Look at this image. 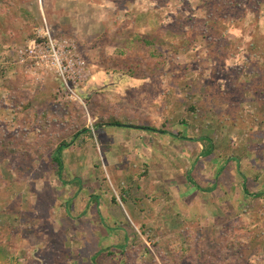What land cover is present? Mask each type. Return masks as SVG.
<instances>
[{
  "label": "rangeland",
  "instance_id": "obj_1",
  "mask_svg": "<svg viewBox=\"0 0 264 264\" xmlns=\"http://www.w3.org/2000/svg\"><path fill=\"white\" fill-rule=\"evenodd\" d=\"M132 1L100 0L93 10L74 0H0V42L9 43L0 51V65L10 66L6 84L17 85L13 95L0 88V125L4 140L30 152L21 156L0 149V264H92L101 255L107 264H190L185 258L176 262L168 253L186 246L183 239L189 231L201 235L200 249L207 257H217L218 264H240L235 258L240 252L245 253V263L264 264V149L261 157L253 150L255 142L264 144V137L251 135L258 125L251 123V115L258 108L264 111V61L257 53L264 52V0H238L241 6L226 15L225 24L219 21L224 9H216L212 0ZM120 4L130 7L133 15ZM94 14L104 22L101 30L110 26L124 36L110 39L103 32L91 39L93 47L106 48L90 65L84 55L85 37L80 36L90 34ZM46 30L69 40L83 62L86 77L73 85L83 104L67 97L54 71L28 59L18 62L17 50L37 38V31ZM159 35L163 40L152 51L149 44ZM90 77L97 86L87 91L84 84ZM250 87L260 91L261 100ZM19 99L41 114L55 111L59 116L62 102L82 108L87 133L65 138L69 144L61 154L62 180L50 156L59 142L54 133L67 123L62 127L52 121L51 129L43 132L38 126L30 128L31 117L15 121L12 109ZM192 105L198 111L195 120L188 110ZM128 121L149 125L162 135L157 143L143 146L139 160V150L132 145L111 141L113 132H124L122 125ZM40 135L45 136L44 147H50L37 152ZM204 135L211 139L212 157L223 158L208 162L202 157L203 163L197 164L200 151L194 146L203 148L197 138ZM181 136L182 141L197 142L177 140ZM224 158L230 165L221 176L219 201L216 192L199 199L189 178L210 188L216 179L210 165ZM99 165L105 179L97 173ZM93 171L98 178L92 176L91 183ZM94 182L106 191L98 202ZM245 182L249 192L262 197L252 199L242 192ZM111 194L118 207L109 200ZM128 200L143 210L140 218L132 216ZM146 212H152L148 219ZM195 212L198 224H183L193 221ZM148 228L152 232L143 231ZM247 245L255 249L245 250Z\"/></svg>",
  "mask_w": 264,
  "mask_h": 264
},
{
  "label": "trees",
  "instance_id": "obj_2",
  "mask_svg": "<svg viewBox=\"0 0 264 264\" xmlns=\"http://www.w3.org/2000/svg\"><path fill=\"white\" fill-rule=\"evenodd\" d=\"M5 1L12 3L11 2L12 0H5ZM204 1H206V0H203V2ZM212 1L215 2L216 9L218 7L220 9H224V10H220L219 9L221 14H224V16L220 15V17L221 16H223V17H222V19L220 18L219 21L221 23H224V24L226 23V18H225L226 15L230 14L233 10L238 9L237 7L241 6V5H239V1L238 0H212ZM162 40H163V37L160 36V35H159V37L157 39L155 37L152 38V41L149 44L151 46L152 51L156 49L154 46L157 43H160ZM184 41H185V43H187V44H185V46L186 47L189 46L190 42L187 41L186 39L183 40V42ZM145 44H148V43H145ZM254 45H255L254 43H252V42L250 43V46L254 47ZM8 46H9L8 42L1 41L0 42V51L3 50V49L8 48ZM257 53H258V56H261L263 58V61H264V52H263V50L262 51L261 50H257ZM9 67L10 66H5V65L2 66V65H0V88H4V89L8 90L13 95V92H14V90H16V86L17 85L9 84V83L6 84V79H5V74H6L7 70L9 69ZM152 79H153V77H152ZM153 81H155V80L153 79ZM252 82L254 83L255 80L252 81ZM259 85L260 84L258 83L257 87H260ZM250 91L256 95L257 99H260V100L262 99V97L259 94L260 91H258L257 88L254 89L253 87H250ZM207 96H208V94H205V95H203L202 98L206 99ZM59 106H60V110L59 111L61 112V114L59 113V116L56 115L55 111H46V112L41 114V113L33 111V109L29 106V104L26 103V101L24 99H22V100L19 99L15 103L12 111H13V119L15 121H19V120L23 121L24 120L23 118L24 117L26 118V116L27 117H31L30 121H29L30 128H32L34 126H38L39 129L43 130V132L44 131L48 132V130L51 129L50 123L52 121L59 123L61 126L62 125L64 126L65 125L64 123H67L66 126H64V127L62 126L63 128H62V130H61V132L59 134L54 133L55 138H57L59 140V142L53 148L51 147L52 149H51V156H50V161H51V163L53 164V167H54L53 171L60 178V180H62V173H64V170H63L64 169V167H63L64 161H62L61 154L65 150V147L68 146V144H69V142H65V138H69V137L75 138L77 136H82V135L87 133V130H86L85 119H84V116H83V110H82V108L79 107V105H76V104L71 103V102H62V103H59ZM188 110L192 111L191 118L193 120H195L197 118V112H198L197 108H195L192 105V106H190L188 108ZM206 113L207 112H205V114ZM233 119H235V118H233ZM237 121H239V120L236 118V122ZM109 122L110 121H108V123ZM239 122H237V123H239ZM100 123H102V118L98 121V124H100ZM118 123H119L118 120L112 122V124H114V125H117ZM128 123H131V122L128 121L127 124ZM232 123H235V121H233ZM251 123L252 124H254V123L258 124L257 127L255 128V130L257 129V131H253V133H251L252 137H254L253 139L257 138V136H259V135H261L260 139H262V137H264V129L258 128V127H261L260 126L261 124H264V111H262V109L258 108V110L253 115H251ZM246 126H248V125H246ZM141 128H143V127H141ZM144 128L149 130V131H157L155 128H153V127H151L149 125L144 127ZM250 128L253 129L252 126ZM3 136H4L3 128L0 125V149H2L3 151H7V153H9V154L18 153L21 156L30 155L29 149L27 147H24V148L14 147L12 141L4 140ZM172 138H174V137L172 136ZM182 138L184 139V137L181 136L177 140H179L181 142H187L189 144L190 143H194L195 144L197 142V141L195 142V141H192V140H189V139L187 141H182ZM44 139H45V136L40 135L35 140V142L38 144L37 145L38 148L36 150L37 152L49 149V147H50L49 144H48V146H46V148L44 147V145H45ZM174 139H176V138H174ZM197 139L199 141H202V143H203V146H202L203 148L200 151V155L204 158V160H208V162H209L211 160L213 161V159L219 160L218 158H223V155H220V154H218V157H212V155H213V153H212L213 152V146H212L211 139L207 138L205 135L203 137H199ZM53 141H54V139H53ZM249 142L251 143V139H249ZM194 147H196V146H194ZM263 149H264V144L258 143V142L254 143L253 150L260 157H261L260 153H263L261 150H263ZM196 159H199L198 156L196 157ZM202 160H203L202 158H201V160H196L197 164L200 163V161L203 163ZM259 160H260V158H259ZM221 161L222 162H220V164H216V162H215V165L214 164L210 165V167L214 168V171L216 170V179H215L214 184H212L211 186L216 185L217 189H219V186H221L220 185L221 176L224 175L225 173H227V171L229 169L228 165H230V164H228L229 163L228 158H227V160L224 158ZM230 162H232V161H230ZM212 163H214V162H212ZM98 167H99V170L101 172H99V170H97V167H94V168H96L97 173L102 174L101 176L103 178V168L100 165ZM94 175L95 174H94V171H93V173H91V175H90L91 177H89V179L92 180V181H90L91 183L93 182L94 178H96V180L98 178V177H94ZM92 176L94 178H92ZM256 177H257V175L254 176L255 179H256ZM75 179H78V178H75ZM75 179L70 181L71 185H74L73 182H75ZM103 179H105V178H103ZM189 179H190L189 180L190 183H192L193 185L194 184L196 185V186L194 185L195 186L194 190L197 191L198 197H200V199L202 197H204L203 195H204V193H206V192L203 193L202 191H204L206 189L207 190L208 189L211 190V187L210 188H207V186L203 187L202 185H200V183H198L197 180H194V179L192 180L191 178H189ZM98 186L99 185L94 182L93 187H98ZM93 187H92V192H96V190L93 189ZM240 187H241L242 192H244L245 194L249 193V195H253L252 199H254V198H256V199L259 198L260 199L262 197L261 194H258V193L255 194L253 192H249L248 191L249 190L248 182L247 183L245 182L244 185L242 184V186H240ZM97 190H98V194H100V192H101V195L98 196V194H97V196H96L97 202H98V199L101 198V196L104 193L106 195V191H104V189H103V191H101V188H99V187H98ZM92 195H93V193H92ZM124 198L125 197H122V200H124ZM109 200L114 205H117V203H118V202H116L117 200H116V198H115V196L113 194L110 195ZM148 210H146V211H148ZM194 211H196V208H195ZM196 212L194 214H192V216H194L193 221L192 220H187L188 222L187 223H183V224L187 225V224L192 223V224L197 225L198 224V214ZM151 214H152V212H151ZM144 215H145V218H147V219H148V217H150V214H147V212ZM143 231L152 232V228H148V230H143ZM181 238L182 237H180V239ZM183 240H184L186 246L182 247V248L180 247L179 252H177V253L176 252H172V251L168 252L170 257H172L173 259H176L175 260L176 262H181L182 259L185 258V259H187V261L190 262V264H218L217 257L216 258L207 257L206 255L203 254V251L200 249V245H202V238H201L200 234L196 235L194 233H191V231H189L187 234H185V238ZM126 243H127V241H126V239H124V241H123V250L125 249V244ZM254 249L255 248H251V246L247 245V248L245 250L251 251V250H254ZM123 254H124V251H123V253L121 255L122 257H123ZM108 255L109 256L111 255L110 252L108 253ZM166 257H167V255H166ZM235 258L240 264H249L248 262L245 263V261H244V258H245V253L244 252H242V253L240 252L237 256H235ZM232 259L233 258H231L229 260H232ZM167 260L168 259H165L164 261L167 262ZM91 262H92V264H93V262H96L97 264H107V262L105 263L102 260V255H101V257L97 256L96 260L93 258ZM112 262H114V261L112 260ZM122 262H123V260H122ZM111 264H115V262L111 263ZM150 264H156V263L153 260L152 262H150Z\"/></svg>",
  "mask_w": 264,
  "mask_h": 264
},
{
  "label": "crops",
  "instance_id": "obj_3",
  "mask_svg": "<svg viewBox=\"0 0 264 264\" xmlns=\"http://www.w3.org/2000/svg\"><path fill=\"white\" fill-rule=\"evenodd\" d=\"M68 1H72V0H68ZM74 1H76V3L77 4H82V5H87L88 7H90L91 9H96L95 7H100L99 5H97V2H99L100 0H87V1H82V0H74ZM96 1V3H94ZM85 2H90V4H88V3H85ZM133 3L135 2V0H133L132 1ZM99 4V3H98ZM74 5H76V4H74ZM122 7H120L121 8V10L122 11H126V12H128L130 15H133L132 13H131V8L129 7L128 8V6H125V5H123V4H120ZM93 8H92V7ZM105 7H107V6H105ZM118 8V7H117ZM124 9V10H123ZM136 11H138V10H136ZM135 13H139V12H135ZM142 13V12H141ZM95 16H96V14H94ZM93 15V16H94ZM138 15V14H137ZM144 15H148V14H144ZM75 16H78L77 14H75ZM93 16H91L92 17V20L93 21H91L90 22V28H89V33L90 34H81V32H79V34H81V36L80 37H85V39L83 38V41L84 40H86L85 41V45L87 46V48H86V50H84V55H85V59H86V63L87 64H90V65H92V64H95V59H96V56L98 55L99 56V58L101 57V54H102V56L104 55V53H105V48L106 47H103L101 50H100V48L101 47H98V46H95V47H93V45H92V43H90V42H92L93 40H91V39H94V38H100V36H101V34L104 32H108L107 34H110V39H111V37H113L114 35H116L117 34V36L119 35V34H121L120 36L123 38V33L122 32H117V30L115 29V28H113V27H110V26H108V28H106L105 30H101L100 29V25H102V23H104L103 21H101V20H99V18H97L98 16H100V15H97L96 16V18H95V20H94V17ZM139 16V15H138ZM133 18H135V17H133ZM71 22H74V21H70V23ZM69 23V22H68ZM69 23V24H70ZM54 24V23H53ZM66 23H64L63 25H62V28L61 27H58V26H56V32H61L64 28V25H65ZM58 27V28H57ZM103 29V28H102ZM55 32V33H56ZM111 33L113 34V33H115V34H113V35H111ZM107 37V36H106ZM99 49V50H98ZM99 52V53H98ZM107 55H108V53H106ZM97 59H98V57H97ZM97 61V60H96ZM88 66V65H87ZM142 77L143 78H145V76L144 75H142ZM146 77H147V75H146ZM93 81V82H92ZM97 80L94 78V79H92L91 77L89 78V80H87L86 81V83L84 84L85 85V87H86V89H87V91H89V90H92V88H93V85L92 84H94V82H96ZM101 81V80H100ZM94 86H97L96 84H94ZM88 93V92H87ZM137 126H139L138 124H136ZM119 126V125H118ZM123 127V129H125L124 130V132H122V131H120L119 129H117V130H115L114 132H113V136L112 137H114V138H112L111 137V141L112 142H114V143H119V144H123V145H127V144H130V145H132V147H133V149H137V150H139V152H138V154L136 155L135 154V159L137 160H139V158L138 157H141V154H140V151L141 150H144V145L146 146L147 145V143H149V147L152 145V144H154V143H157L159 140H162V138H160L162 135H160V133H159V130H157L158 132H153V131H149V130H147V129H145L144 127L143 128H128V127H124V126H122ZM116 134V137L114 136L115 134ZM167 134V136L169 135L166 131H164L163 132V134ZM155 135H159V137H156ZM117 139V140H116ZM189 139H191V138H189ZM168 143H170V142H168ZM112 145V144H111ZM198 145H200V144H198ZM197 144H196V147H195V150L197 151H201L200 149H202V148H198L197 146H198ZM142 149H141V148ZM109 151L112 153V154H114L115 155V158H118V153H116L117 154V156H116V154H115V151H112V150H110L109 149ZM108 151V152H109ZM126 154V156L129 158V154H127V153H125ZM151 155V154H150ZM89 157H91V158H89L91 161L90 162H93V159H94V157H93V154H91ZM198 158L199 159H201L202 158V156L200 155V156H198ZM122 159H125V157L124 158H122ZM130 160H131V158H129ZM149 161V160H148ZM76 162V161H75ZM64 163H63V167H64ZM160 165H162V164H160ZM93 166V165H92ZM113 166V165H112ZM163 166V165H162ZM65 169V168H64ZM72 169L74 170V172H76V170L72 167ZM213 171H214V169H213ZM216 171V170H215ZM73 172V175H75V173ZM219 191V189H217L216 188V186L215 185H213V186H211V191L209 190V192H207V193H204V197H210L209 195H211V197H214L215 195H214V192H216L217 193V198L219 197L218 195V192ZM194 196L195 197H197V193L195 192L194 193ZM216 198V201L218 200L219 201V199L220 198H218L217 199ZM199 199H200V197H199ZM208 199V198H207ZM139 200V199H138ZM201 200H203V197H202V199ZM128 201H130V200H128ZM147 201H148V199H147ZM130 203V206L132 207L131 208V211H132V216L133 217H135V218H140L141 217V212L143 211V210H139L136 206H135V202H132V201H130L129 202ZM218 206V205H217ZM114 207H118V205H114ZM149 209V208H148ZM150 209H152V208H150ZM152 216V214H150V217Z\"/></svg>",
  "mask_w": 264,
  "mask_h": 264
},
{
  "label": "built area",
  "instance_id": "obj_4",
  "mask_svg": "<svg viewBox=\"0 0 264 264\" xmlns=\"http://www.w3.org/2000/svg\"><path fill=\"white\" fill-rule=\"evenodd\" d=\"M73 49L69 40L53 37L47 30L37 31V38L20 47L17 57L20 63L28 59L40 68L54 71L63 82L67 97L83 104L73 85L86 76L83 62L74 55Z\"/></svg>",
  "mask_w": 264,
  "mask_h": 264
},
{
  "label": "water",
  "instance_id": "obj_5",
  "mask_svg": "<svg viewBox=\"0 0 264 264\" xmlns=\"http://www.w3.org/2000/svg\"><path fill=\"white\" fill-rule=\"evenodd\" d=\"M124 127H128V128H141L140 126H137V125H133V124H124L122 125Z\"/></svg>",
  "mask_w": 264,
  "mask_h": 264
}]
</instances>
